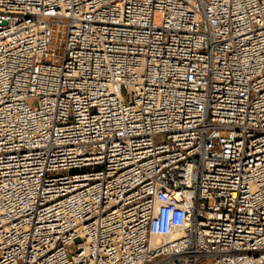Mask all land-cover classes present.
Instances as JSON below:
<instances>
[{
	"label": "built area",
	"instance_id": "2783aa9c",
	"mask_svg": "<svg viewBox=\"0 0 264 264\" xmlns=\"http://www.w3.org/2000/svg\"><path fill=\"white\" fill-rule=\"evenodd\" d=\"M0 264H264V0H0Z\"/></svg>",
	"mask_w": 264,
	"mask_h": 264
},
{
	"label": "rangeland",
	"instance_id": "374dc122",
	"mask_svg": "<svg viewBox=\"0 0 264 264\" xmlns=\"http://www.w3.org/2000/svg\"><path fill=\"white\" fill-rule=\"evenodd\" d=\"M155 22H156V23H159V22H160V16H159V15H157V16L155 17ZM53 37H55V36H53ZM52 43H54L55 45H57V48H59V51H60V48H61L62 43H57V42H55L54 40L52 41Z\"/></svg>",
	"mask_w": 264,
	"mask_h": 264
}]
</instances>
